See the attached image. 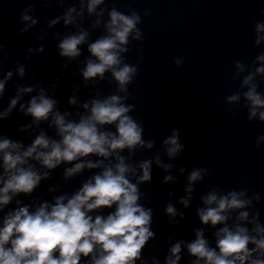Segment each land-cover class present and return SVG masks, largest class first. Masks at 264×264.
Wrapping results in <instances>:
<instances>
[{
    "label": "water",
    "instance_id": "1",
    "mask_svg": "<svg viewBox=\"0 0 264 264\" xmlns=\"http://www.w3.org/2000/svg\"><path fill=\"white\" fill-rule=\"evenodd\" d=\"M87 3L88 0H0V80L12 72L0 95V113L16 97L18 87L33 88L31 93L21 94L7 116H0V138L22 143L25 148L41 132L52 140L61 139L51 116L36 124L30 115H25L29 100L41 89L57 102L54 112L67 113L65 120L75 122L90 114L82 106L85 102L90 105L93 99L127 95L123 103L134 106L128 115L142 125L145 141L144 147L137 146L131 152L125 148L120 153L126 164L136 168V174L128 176L130 181L136 183L142 174L141 162H152L151 181L138 185V203L152 210L151 230L155 235L135 264H167L170 249L177 242H181L178 264H193L197 258L189 254L187 244L196 239V231L201 229L209 247L215 248V232L224 225H204L197 215V209L207 207L202 197L211 192L218 196L243 192L241 199L251 201L245 208L229 212L228 227L240 223L251 231L252 223L236 220L240 211L249 213V221L258 213L257 222L264 226V121L258 115L248 119L250 104L243 95L248 86H242L244 77L264 66L256 59L264 54V41L255 44L256 25H264V0H104L92 14L87 11ZM73 7L75 22L65 25L63 17ZM112 9L128 15L135 11L141 16L137 28L143 41L130 37L129 51L121 53L124 63L138 67L127 94L118 91L110 72L103 80L97 77L85 82L82 76L86 59H95L87 45L107 34L105 24ZM24 15L37 23L24 21ZM57 19L53 25L51 21ZM97 20L99 25L93 27ZM81 30L89 33L87 43L79 46L81 55L74 60L60 57L59 42ZM176 60L181 63L177 65ZM236 62L243 65L244 71L236 67ZM20 67L25 68L23 77L17 71ZM252 83L264 95V75L255 74ZM234 94H239V100L229 102L228 97ZM70 98L76 103L70 104ZM101 130L115 132V126L104 125ZM173 130H178L183 148L170 158L163 142ZM149 141H154L151 148L147 147ZM157 157L160 164L172 167L166 170L159 166ZM85 159L103 160L104 165L117 162L115 155L106 160L97 156ZM77 162L81 161L61 163L49 170L30 160L39 173L49 172V176L41 179L31 194L13 196L2 207L0 227L7 213L24 206L34 212L42 203L54 204L61 195L71 197L102 171L85 168L65 179V169ZM2 163L0 156V175ZM194 170H200L201 179L190 185L188 177ZM165 176L172 179L165 183ZM189 187L190 193L186 191ZM181 199H189L188 207L180 203ZM169 203L176 209L175 217L166 213ZM114 210L115 206L103 208L90 215L106 216ZM81 264H90V257H82Z\"/></svg>",
    "mask_w": 264,
    "mask_h": 264
},
{
    "label": "clouds",
    "instance_id": "2",
    "mask_svg": "<svg viewBox=\"0 0 264 264\" xmlns=\"http://www.w3.org/2000/svg\"><path fill=\"white\" fill-rule=\"evenodd\" d=\"M103 2L104 0H88V13H94ZM73 12H76L74 7L63 17L65 25L75 22ZM79 15L82 16L83 13ZM97 15H102V12ZM109 17L105 24L107 34L87 45V51L95 59H86L82 76L85 82L97 77L103 80L105 73L110 72L118 84V91L127 94V86L138 74V67L124 63L121 53L129 51L127 45L130 37L132 40L143 41L142 32L137 28L141 23V16L135 11L128 15L112 9ZM22 18L24 21L31 20L33 25L37 23L28 15ZM51 23H58V19ZM99 23L97 20L93 27H97ZM256 33L255 44L259 45L264 41V35H260L264 33V25L257 24ZM88 35L86 30H81L77 34L64 37L58 44L59 56L70 60L79 57V46L87 43ZM256 59L264 64V54ZM175 62L177 65L181 63L180 60ZM236 67L241 72L244 71L240 62H236ZM17 71L21 77L24 76V67ZM255 74L264 75V66L257 67L254 74L244 77L242 86H248V91L243 95L250 104L248 119L251 121L258 115L259 120L264 121V110H261L264 109V95L252 83ZM11 77L12 72L8 71L4 79L0 80V95ZM32 91V87H18L16 97L11 99L7 110L0 113V116H7L16 107L21 94ZM125 99L127 95L122 97L114 94L102 100L93 99L90 105L85 102L82 106L90 114L81 116L79 122H75L65 120L67 113L61 115L58 111H53L57 102L45 96L43 89L38 96L31 97L25 115H30L36 124L47 121L51 116L52 125L61 139L52 140L41 132L25 148L22 143L0 138V156L3 162V175H0V210L12 201L13 196L31 194L41 179L49 176V172L39 173L35 165L29 163L30 160L39 162L49 170L55 169L61 163L71 164L80 160L81 162L65 169V179L85 168H102V171L93 175L71 197L61 195L54 204L42 203L34 212L24 206L7 213L3 226L0 227V264H81L82 257H90V264H135L141 258L142 249L155 235L151 230L152 210L138 203L141 196L138 185L151 181L152 162H141L139 168L142 174L136 183L130 181L128 176L135 175L136 168L126 164L125 157L120 153L125 148L131 152L137 146L144 147L145 141L142 139V125L128 115L134 106H126L123 103ZM228 100L238 101L239 94L231 95ZM69 103L75 104L76 100L70 98ZM24 108L21 104V111ZM104 125H114L115 132L102 131ZM153 143L154 141H149L147 147L151 148ZM163 143L170 158L183 148L179 142L178 130H173L172 135ZM113 155L117 161L114 165H104L103 160L93 162L85 159L97 156L106 160ZM157 164L166 170L172 167L160 164L158 157ZM171 179V176H165L164 182ZM199 179L200 170H194L188 177V183L191 185ZM186 191L190 193L192 189L189 187ZM243 195V192L231 191L223 196L211 192L202 197L207 207L197 209L201 223H210L213 227L218 224L224 226L215 232V248L209 247L202 229L196 231V239L187 244L189 254L197 258L193 264H200V261L204 264H264V226L257 222L258 213L251 221L248 220L247 211H240L236 216L237 221L252 223L254 227L251 231L240 223L233 228L227 226V221L231 219L230 211L243 209L251 203L241 199ZM189 199H181L180 203L188 207ZM113 206L115 210L106 216L90 215L96 210L111 209ZM166 213L176 216V209L171 203L167 205ZM181 215L183 218V214ZM249 245L254 247L250 248ZM180 252L181 242H177L170 249L167 264H178L181 259Z\"/></svg>",
    "mask_w": 264,
    "mask_h": 264
}]
</instances>
